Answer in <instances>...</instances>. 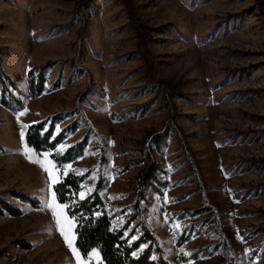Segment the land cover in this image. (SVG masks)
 Listing matches in <instances>:
<instances>
[{"label":"rangeland","instance_id":"374dc122","mask_svg":"<svg viewBox=\"0 0 264 264\" xmlns=\"http://www.w3.org/2000/svg\"><path fill=\"white\" fill-rule=\"evenodd\" d=\"M0 52L23 91L11 89L20 109L0 104V196L23 210L0 214V264H78L61 235L66 218L75 237L66 203L56 198L66 206L61 224L45 206L54 192L45 166L57 180L89 169L80 196L101 172L102 198L121 225L135 211L140 159L149 149L160 168L156 188L146 191V219L168 260L264 264V0H0ZM45 62L46 89L30 96L27 71ZM76 104L83 115L57 149L84 133L88 140L59 169L21 132L57 110L77 112ZM205 198L217 215L194 211ZM182 231L189 237L176 246ZM201 246L209 253L183 259ZM76 250L84 264H102L97 248L86 256Z\"/></svg>","mask_w":264,"mask_h":264},{"label":"trees","instance_id":"16d2710c","mask_svg":"<svg viewBox=\"0 0 264 264\" xmlns=\"http://www.w3.org/2000/svg\"><path fill=\"white\" fill-rule=\"evenodd\" d=\"M1 54V52H0ZM50 62H45L40 65H35L27 71L28 75V94L37 96L46 89V70L50 66ZM17 78V77H16ZM2 65L0 56V104L11 109H20L23 106L21 98L17 97L12 88L18 92H23L17 82ZM60 82L56 79L51 86H57ZM90 87L79 94L78 101L83 100ZM181 93V92H179ZM77 108V112H75ZM75 111L57 110L51 114L29 123L25 131V141L36 151H49L55 165L59 169H63L65 164L72 161L76 156L81 155L84 145L87 143L88 134L77 140L74 144L68 146L65 150L57 149V144L66 136L68 131L74 130L77 127V118L83 115L79 104H76ZM76 114L75 118L64 125L63 128L55 132V123L67 115ZM161 135H155L153 142L155 146H159ZM99 162L105 159L103 147L101 146ZM160 168L158 161L152 151L144 152V156L140 159V169L137 177V187L135 190L134 201L132 207L134 213L128 216L121 225H115L113 214L108 211L106 203L101 195V190L105 185V177L101 172L98 173L92 190L83 196L80 192L83 188V181L89 173V169L83 172L73 169L67 170L62 177L53 184V190L56 193V198L60 203H66L67 212L73 216L75 221V246L83 256H86L92 249L97 248L102 264H172L165 256L164 248L159 244V241L151 230L146 219L145 202L147 200L146 191L154 189V181L156 174ZM198 171L196 175L198 176ZM201 184V182H200ZM21 201L29 202L33 207L39 205V200L29 194L15 190L12 193ZM195 207L194 211L210 209L212 215H217L212 204L205 198L202 206ZM23 212L22 208L7 199L0 196V214L8 213L13 216H18ZM140 215L135 224L131 225V221L135 216ZM218 222V221H217ZM216 226L222 231L220 224ZM127 229V231H126ZM133 234L135 237L131 238ZM190 233L182 231L178 239L175 241L176 246H180L183 241L189 237ZM23 247H30V243L21 241ZM143 244V246H140ZM223 244H227L225 241ZM207 254L209 250L207 246H201L191 252L189 256H184L183 259L196 258L200 254ZM218 264H223L222 262ZM230 264L233 263V258H230Z\"/></svg>","mask_w":264,"mask_h":264},{"label":"snow or ice","instance_id":"6c2138e0","mask_svg":"<svg viewBox=\"0 0 264 264\" xmlns=\"http://www.w3.org/2000/svg\"><path fill=\"white\" fill-rule=\"evenodd\" d=\"M21 115H23V113H21ZM23 136H24V133L21 132V137L23 138ZM25 151H26V153H28L31 150L26 147ZM29 159H31V156H29ZM46 159L47 158L45 156V160ZM48 163H50V161ZM44 171L48 174V178L51 180L52 184H55L57 182V178H56L55 174L53 173L52 169L48 166H45ZM51 195H52V201L51 202L46 201L45 206L52 210L53 216L56 217L57 224H61V216H63V207H66V206H62V205L56 203V193L55 192H52ZM81 196H83V193H81ZM65 224L68 225V228H67V230H65V227L61 226V235L64 237L65 241L67 242L68 247L77 256L78 264H84V262L79 260V252L76 250V248L73 245V241H74L75 237L71 232V221H68L65 218ZM97 255H98V253H97Z\"/></svg>","mask_w":264,"mask_h":264}]
</instances>
